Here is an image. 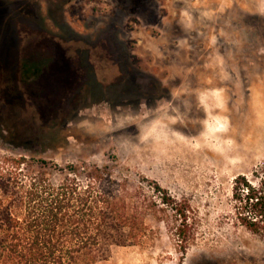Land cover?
Returning a JSON list of instances; mask_svg holds the SVG:
<instances>
[{"label":"rangeland","instance_id":"374dc122","mask_svg":"<svg viewBox=\"0 0 264 264\" xmlns=\"http://www.w3.org/2000/svg\"><path fill=\"white\" fill-rule=\"evenodd\" d=\"M0 154L127 181L151 241L97 264H264L232 197L264 160V0H0Z\"/></svg>","mask_w":264,"mask_h":264},{"label":"trees","instance_id":"16d2710c","mask_svg":"<svg viewBox=\"0 0 264 264\" xmlns=\"http://www.w3.org/2000/svg\"><path fill=\"white\" fill-rule=\"evenodd\" d=\"M27 162L0 154V264H97L117 247L151 241L148 206L109 166L72 164L53 178ZM232 197L237 222L264 235V160L234 178ZM185 209L183 253L195 238Z\"/></svg>","mask_w":264,"mask_h":264},{"label":"bare ground","instance_id":"6f19581e","mask_svg":"<svg viewBox=\"0 0 264 264\" xmlns=\"http://www.w3.org/2000/svg\"><path fill=\"white\" fill-rule=\"evenodd\" d=\"M223 83V79H221V78H217V77H213L212 79H211V85H221ZM215 109V108H214ZM213 111H215V112H222V110L221 109H219V107H218V109H216V110H213ZM212 113V112H211ZM171 125H173V124H171ZM180 125V124H179ZM223 133H225V131L223 132ZM227 134V131H226V133L224 134V135H226ZM230 147V146H229ZM222 148V147H221Z\"/></svg>","mask_w":264,"mask_h":264}]
</instances>
